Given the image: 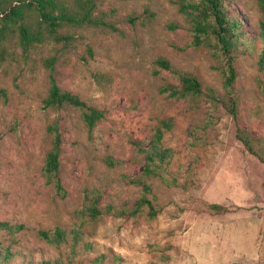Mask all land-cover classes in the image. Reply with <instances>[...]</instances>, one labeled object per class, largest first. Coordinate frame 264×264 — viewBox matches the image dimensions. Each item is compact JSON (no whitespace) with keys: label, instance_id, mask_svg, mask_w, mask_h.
<instances>
[{"label":"rangeland","instance_id":"rangeland-1","mask_svg":"<svg viewBox=\"0 0 264 264\" xmlns=\"http://www.w3.org/2000/svg\"><path fill=\"white\" fill-rule=\"evenodd\" d=\"M226 6L239 21L237 118L206 97L159 91L173 77L155 71L158 56L194 72L203 86L223 90L219 60L203 45H190L185 17L172 0H98L94 14L115 29L79 26L70 31V43L37 45L27 60L18 49L0 59V85L9 93L7 101L0 99V219L28 227L13 237L0 232V241L15 252L11 264L67 258L66 243L45 244L34 229L56 224L70 229L85 188L100 189L101 201L112 204L137 198L141 187L131 178L140 175L143 162L130 139H148L168 117L173 125L162 143L172 149L167 167L172 179L146 178L162 211L151 220L106 215L90 223L74 247L75 259L89 264L104 253L102 264H264V162L247 151L235 127L238 122L264 139V65L258 63L263 15L254 0H226ZM146 8L154 12L149 19ZM169 21L179 27L168 29ZM51 54L58 85L103 110L91 135L78 110L43 105L49 72L42 57ZM53 119L62 132L60 174L67 189L62 198L41 173L50 145L46 124ZM216 202L230 211L207 212L204 204Z\"/></svg>","mask_w":264,"mask_h":264},{"label":"trees","instance_id":"trees-1","mask_svg":"<svg viewBox=\"0 0 264 264\" xmlns=\"http://www.w3.org/2000/svg\"><path fill=\"white\" fill-rule=\"evenodd\" d=\"M177 10L185 17L187 29L190 33V45L204 46L214 53L219 60L216 68L222 77V91L216 92L211 87L203 86L202 80L192 71L179 68L166 57L158 56L155 59L157 68L155 71H165L173 77L159 87L161 93L168 97L186 98L187 96H203L211 101L218 102L224 111L234 118L238 117L239 97L235 87L237 69L236 39L238 20L231 16L226 6V0H172ZM263 18L258 21V37L261 41L258 63L264 65V0H254ZM98 0H0V59L13 53L12 50H20L24 59L31 57L35 46L46 42L67 44L74 35L73 29L83 25H105L114 28L94 11ZM145 17L150 18L154 12L149 8L144 10ZM132 20V18H130ZM168 29H175L179 24L169 21L165 25ZM115 29V28H114ZM92 54L91 46L87 47ZM55 55L42 57V66L48 70V85L42 102L45 107H63L79 111V117L91 135L95 125L104 117L103 110L78 94L62 88L54 78L53 62ZM0 99L7 101L9 93L0 85ZM173 125L171 117L159 120L154 132L148 139H130L137 154L142 160V170L139 176L131 178L133 183L141 187L140 195L131 202H102L100 189L85 188L81 197L80 207L75 211L76 223L70 228L56 224L52 227H37L34 235L37 240L45 244L58 247L61 243L68 245L67 258L61 255L55 260L42 259L39 264H87L75 259L74 247L81 240L84 229L108 215L112 218H124L143 215L151 220L162 211L158 205L155 194L152 193V185L146 178L156 176L162 182L172 179L168 177L167 167L170 162L172 149L163 145L164 132L170 130ZM236 136L243 146L257 159L264 162V139L257 137L241 126L235 125ZM46 130L50 134V145L42 155L41 173L48 184L52 185L54 194L65 197L67 189L60 174L62 132L56 119L46 124ZM104 161L109 165H115L117 161L111 156H105ZM206 211L211 214H219L230 211L226 204L205 203ZM28 227L22 222L0 219V232L4 231L10 237L17 232L25 231ZM36 240V241H37ZM15 252L10 244L4 245L0 241V264H11ZM105 258L100 253L89 260V264H102ZM66 262V263H65Z\"/></svg>","mask_w":264,"mask_h":264}]
</instances>
